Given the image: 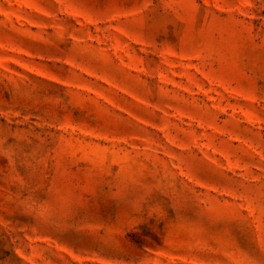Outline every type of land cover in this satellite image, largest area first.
<instances>
[{
	"label": "rangeland",
	"instance_id": "obj_1",
	"mask_svg": "<svg viewBox=\"0 0 264 264\" xmlns=\"http://www.w3.org/2000/svg\"><path fill=\"white\" fill-rule=\"evenodd\" d=\"M0 264H264V0H0Z\"/></svg>",
	"mask_w": 264,
	"mask_h": 264
}]
</instances>
